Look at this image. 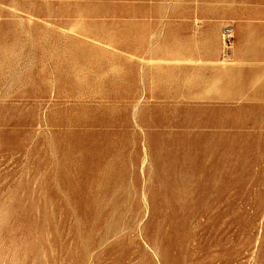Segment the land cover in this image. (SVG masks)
Masks as SVG:
<instances>
[{
    "label": "rangeland",
    "instance_id": "rangeland-1",
    "mask_svg": "<svg viewBox=\"0 0 264 264\" xmlns=\"http://www.w3.org/2000/svg\"><path fill=\"white\" fill-rule=\"evenodd\" d=\"M263 6L0 0V264H264Z\"/></svg>",
    "mask_w": 264,
    "mask_h": 264
},
{
    "label": "crops",
    "instance_id": "crops-1",
    "mask_svg": "<svg viewBox=\"0 0 264 264\" xmlns=\"http://www.w3.org/2000/svg\"><path fill=\"white\" fill-rule=\"evenodd\" d=\"M262 9H264V6ZM256 11L258 10L256 9ZM262 46H264V40L261 41L257 40L255 42L254 50L250 53V56L253 59V66H254L253 69L255 71L256 78H258L259 72L263 69L264 66V54H263V50L261 51ZM212 62H217V61L212 60Z\"/></svg>",
    "mask_w": 264,
    "mask_h": 264
}]
</instances>
